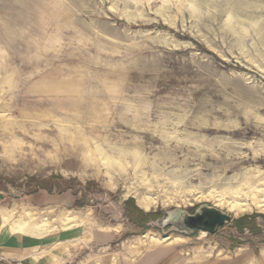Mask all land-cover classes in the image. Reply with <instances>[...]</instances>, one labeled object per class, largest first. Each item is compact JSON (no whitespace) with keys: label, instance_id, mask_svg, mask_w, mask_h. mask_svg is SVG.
<instances>
[{"label":"rangeland","instance_id":"1","mask_svg":"<svg viewBox=\"0 0 264 264\" xmlns=\"http://www.w3.org/2000/svg\"><path fill=\"white\" fill-rule=\"evenodd\" d=\"M0 199L5 233L75 258L169 243L201 205L233 220L175 241L196 256L264 245V0H0Z\"/></svg>","mask_w":264,"mask_h":264},{"label":"crops","instance_id":"2","mask_svg":"<svg viewBox=\"0 0 264 264\" xmlns=\"http://www.w3.org/2000/svg\"><path fill=\"white\" fill-rule=\"evenodd\" d=\"M67 196L66 192L51 194L46 191H38L26 195L22 203L36 208L49 205L61 206L69 203L73 205L74 199ZM3 209L4 206L0 203V221L4 216ZM24 216L25 214L21 215L22 218ZM22 221L17 220L15 225H11L9 230L12 232L10 233H5L0 228V256L27 257L31 264H264V245L258 243H246L234 247L223 246L220 251L223 252L222 256H219L217 252L214 255L200 254V252L196 256L195 246L175 242L182 236L183 238H190V236L179 235L170 238L169 243L152 245L143 248L140 253H136L130 251L129 247L113 244L118 235L115 231L97 233L95 242L111 243V246L107 247L103 254L75 258V254L55 249L57 245L67 247L73 241L74 238L67 240V236H63L64 231H55L44 235L25 234L26 232L22 230L24 227ZM120 224L126 226L124 221ZM17 231L21 233H16Z\"/></svg>","mask_w":264,"mask_h":264},{"label":"water","instance_id":"3","mask_svg":"<svg viewBox=\"0 0 264 264\" xmlns=\"http://www.w3.org/2000/svg\"><path fill=\"white\" fill-rule=\"evenodd\" d=\"M232 215L210 205H201L194 213L184 209H174L162 219V228L191 236L198 231L215 233L219 227L230 223Z\"/></svg>","mask_w":264,"mask_h":264},{"label":"built area","instance_id":"4","mask_svg":"<svg viewBox=\"0 0 264 264\" xmlns=\"http://www.w3.org/2000/svg\"><path fill=\"white\" fill-rule=\"evenodd\" d=\"M0 264H31L27 257L11 258L0 256Z\"/></svg>","mask_w":264,"mask_h":264},{"label":"flooded vegetation","instance_id":"5","mask_svg":"<svg viewBox=\"0 0 264 264\" xmlns=\"http://www.w3.org/2000/svg\"><path fill=\"white\" fill-rule=\"evenodd\" d=\"M159 218H161V217H159ZM159 218H158V219H159ZM152 219H153V218H152V217H150V220H152ZM167 229H168V228H167ZM198 232H199V231H198Z\"/></svg>","mask_w":264,"mask_h":264}]
</instances>
